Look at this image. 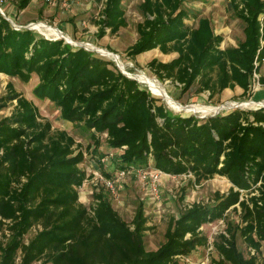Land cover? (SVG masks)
<instances>
[{"label":"trees","instance_id":"1","mask_svg":"<svg viewBox=\"0 0 264 264\" xmlns=\"http://www.w3.org/2000/svg\"><path fill=\"white\" fill-rule=\"evenodd\" d=\"M31 1L17 0V10ZM228 1V9L242 21L243 40L235 47L221 49L223 36L201 15L187 24L191 12L183 0H143L138 40L127 56L156 48L177 53L170 62L149 63L159 80L184 89L197 83L211 95L239 87L245 96L264 61V25L258 20L264 1ZM97 24L101 35L125 27L122 0H105ZM0 74L23 83L34 75V96L82 127L93 149L104 136L109 149L121 151L114 160L116 172L189 176L193 185L219 176L231 184L227 194L215 193L213 204L181 211L169 221L164 242L147 251L148 218L142 206L127 223L102 193L92 194L90 207L79 202L78 189L87 180L80 168L85 159L81 144L67 131L53 129L36 105L8 83L0 97V111L13 106L0 119V264H188L189 255L209 244L218 256L214 264H261L264 108L203 119L174 115L113 62L61 39L15 29L2 16ZM238 209L241 225L227 222L225 234L209 243L201 229ZM236 231L253 252L248 258L237 248Z\"/></svg>","mask_w":264,"mask_h":264},{"label":"rangeland","instance_id":"2","mask_svg":"<svg viewBox=\"0 0 264 264\" xmlns=\"http://www.w3.org/2000/svg\"><path fill=\"white\" fill-rule=\"evenodd\" d=\"M105 0H77L74 4L62 6V0H53L48 3L47 0H32L28 7L23 11L16 8L17 0H4L1 10L15 26H27L33 24L34 32L48 39H57L55 36H48L35 27V24L45 23L55 29L62 28L64 36L69 37L73 42L82 44L85 47L96 48L100 52H93L99 57L113 62V58L107 53L115 54L125 67V72L136 75H146L153 78L161 84L166 93L177 103L184 107L204 106L209 108L223 107L219 114L228 113L236 110V107H229V104L254 103L257 106L243 108L240 110L248 111L259 108L258 103L264 104V61L258 69V73H253L250 81V87L245 96H242V89H224L220 93L211 95L207 90H201L197 83L184 89V86L170 80H159L149 67L152 60L160 63H167L177 57V53H162L158 48L146 51L134 58L127 56V50L131 48L138 40L136 26L143 21L138 12V6L143 0H122L126 26L111 35L109 30H105L104 35L100 34L98 22L101 16V10ZM228 0H183L184 8L190 10L191 15L187 24H192L194 16L199 18L204 14L210 21L211 28L214 30L222 29L224 33L221 49L226 47H235L243 40L241 32L242 21L237 18L232 11L228 9ZM262 14V13H261ZM258 20L264 25V20ZM2 16V15H0ZM215 33V32H214ZM264 45V41H262ZM70 45V44H69ZM73 46V45H71ZM75 47V46H73ZM87 51V50H86ZM92 52V51H89ZM111 54V55H113ZM118 64V63H116ZM119 65V64H118ZM120 68L121 65H119ZM123 69V68H122ZM12 83L15 90L20 92L28 100L32 101L38 108L42 118L50 121L53 129L67 131L76 142L80 143L85 152L84 162L80 168L86 173L87 180L78 189L79 202L87 207L92 203V194L94 192L102 193L110 201L112 207L118 215L127 223H130L136 209L142 206L145 216L148 218V230L145 233L144 247L147 251L156 250L164 242V233L171 219L178 218L181 211L193 204H213L215 193L225 195L229 191L231 184L223 177L214 176L202 182L199 185L192 184V178L189 176L166 177L161 176L157 179V194L153 195L150 189L152 179L149 176L138 174L132 171L123 179H115L116 172L115 159L121 154L120 150L109 149L105 143V137L101 136V144L98 149H93V145L88 138V133L82 127L75 126L63 120L59 110L47 100H39L33 90L38 81L33 75L29 82L23 83L16 78H9L0 74V97L5 94L6 85ZM141 87L147 89L149 93L162 104L168 111L174 115L182 117L194 116L202 119L210 114L195 113L193 111L185 112L169 106L164 97L156 93L151 87L144 83H138ZM226 107V108H225ZM13 106H9L0 111V119L9 116ZM89 147V149H87ZM150 172V171H148ZM109 174V176H107ZM102 178H113L114 192L105 187ZM244 194V193H243ZM239 209L227 212L225 220L214 222L201 230L207 233L211 242L219 234H225L227 222L232 226H240ZM32 231L27 238L33 235ZM236 244L240 252L245 257L252 255L243 243L242 238L236 231ZM258 262L264 264V244L257 255ZM188 264H214L218 260L217 254L212 250L197 249L187 257ZM35 264H42L41 262Z\"/></svg>","mask_w":264,"mask_h":264},{"label":"bare ground","instance_id":"3","mask_svg":"<svg viewBox=\"0 0 264 264\" xmlns=\"http://www.w3.org/2000/svg\"><path fill=\"white\" fill-rule=\"evenodd\" d=\"M35 27L40 30L42 33L48 35V36H55V37H60L61 35L63 34H60L55 28L45 24V23H39V24H35ZM66 37V36H65ZM90 48V47H89ZM93 49H96V48H93ZM99 52L101 50L97 49ZM108 56H111L115 61L116 63H118L119 65H121V67L123 68H120L123 72H125V67L122 65V63L120 62V58L118 56H114V55H111L109 53H107ZM117 64V65H118ZM118 65V66H119ZM127 73V72H125ZM132 75V74H131ZM134 76V75H133ZM138 81L139 83H144L146 85H148L149 87H151L156 93L160 94L161 96L164 97V100L165 102L171 106L172 108L174 109H177L179 111H185V112H190V111H193L195 113H201V114H210V113H218L219 111H221L223 109V107H219V108H209V107H204V106H200V105H197V106H187V107H184L182 105H180L179 103H177L176 101H174L167 93L166 91L164 90L163 86L161 84L158 83L157 80L153 79V78H149L148 76L142 74V75H136L134 76ZM257 106V104H254V103H246V104H229L227 106V108L231 107H236L238 106L239 108L243 109V108H249V107H253V106ZM258 106H260V104H258ZM226 108V107H225Z\"/></svg>","mask_w":264,"mask_h":264},{"label":"built area","instance_id":"4","mask_svg":"<svg viewBox=\"0 0 264 264\" xmlns=\"http://www.w3.org/2000/svg\"><path fill=\"white\" fill-rule=\"evenodd\" d=\"M47 1H48V3H53V0H47ZM76 2H77V0H62V6L66 7L68 4L69 5L70 4H74ZM3 3H4V0H0V7H1V5ZM0 15H4L5 16V14L1 10V8H0ZM261 19L264 20V8H263V11H262V14H261ZM133 171H136V170H133ZM137 172H138V174H140L142 172L140 175H142L143 179L146 178L145 177L146 175L149 176L152 179V181H151L149 186H150V189H151L153 195L157 194V186H156L157 179L159 177H161V176L170 177V176L164 175V174H162L161 172H158V171H150V172H148V171H137ZM130 173H132V171H120V172L114 173L113 176H114V178L116 180L117 179H123L126 176H128ZM99 178L102 180L103 184L105 185V187L107 189H109L111 192H114V183H115V181H113V178H102L101 176ZM209 243H211V240H210ZM209 249L213 251V248H212L211 244H209V247L207 248V250H209ZM251 253L253 255V252H251Z\"/></svg>","mask_w":264,"mask_h":264},{"label":"water","instance_id":"5","mask_svg":"<svg viewBox=\"0 0 264 264\" xmlns=\"http://www.w3.org/2000/svg\"><path fill=\"white\" fill-rule=\"evenodd\" d=\"M2 17L4 18V19H6L10 24H11V26L13 27V28H15V29H28V30H34V28H33V24H29V25H27V26H15L14 24H13V22L9 19V18H7L6 16H4V15H2ZM60 34H63L60 30H58V29H56ZM57 39H61V40H63L65 43H67V44H70V45H73V46H75V47H79V48H83V49H85V50H87V51H92V52H98L96 49H92V48H88V47H85V46H83L82 44H79V43H75V42H73L69 37H65L64 35H61L60 37H57ZM111 54H113V53H111ZM114 56H117V55H115V54H113ZM113 63L115 64V66L117 67V69L124 75V76H126L127 78H129V79H131V80H134V81H136L137 83H139V81L133 76V75H131L130 73H125V72H123L121 69H120V67L116 64V61L115 60H113ZM258 104H260V106L259 107H262V108H264V104H261V103H258ZM236 109H241V108H239V107H236ZM217 114H219V112L218 113H213L212 115H210V116H208V117H214V116H216ZM203 118H207V117H205V116H203L202 117V119Z\"/></svg>","mask_w":264,"mask_h":264},{"label":"crops","instance_id":"6","mask_svg":"<svg viewBox=\"0 0 264 264\" xmlns=\"http://www.w3.org/2000/svg\"><path fill=\"white\" fill-rule=\"evenodd\" d=\"M222 1H223V0H222ZM201 16L206 18V16H204V14H202ZM221 30H222V29H220L219 32H218V30L216 29V30H214V32H215V34H217V35H222V36H223L224 33H223ZM262 45H263V44H262Z\"/></svg>","mask_w":264,"mask_h":264}]
</instances>
